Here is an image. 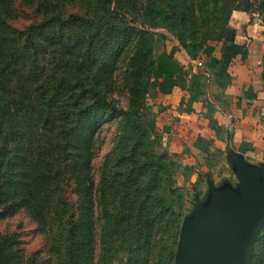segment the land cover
<instances>
[{"label": "trees", "instance_id": "16d2710c", "mask_svg": "<svg viewBox=\"0 0 264 264\" xmlns=\"http://www.w3.org/2000/svg\"><path fill=\"white\" fill-rule=\"evenodd\" d=\"M239 4L0 0V222L25 214L48 247L25 255L18 234L0 233V264H112L122 248L123 264H173L181 215L162 193L167 155L143 125L150 29L188 35L196 50L223 37ZM119 87L124 107L111 98ZM113 122L96 180L97 138ZM256 243L250 264H264V227Z\"/></svg>", "mask_w": 264, "mask_h": 264}, {"label": "crops", "instance_id": "0c3cea01", "mask_svg": "<svg viewBox=\"0 0 264 264\" xmlns=\"http://www.w3.org/2000/svg\"><path fill=\"white\" fill-rule=\"evenodd\" d=\"M225 49L222 54L215 47L207 61L217 73L212 84L218 90L210 94L208 79L195 66L197 61L186 58L175 44L165 47L157 70L159 91L153 124L156 132L157 128H169L175 135V146L182 151L202 150L204 145L224 149L230 142L248 162L257 164L264 157V127L259 121L264 105L263 46L257 42Z\"/></svg>", "mask_w": 264, "mask_h": 264}, {"label": "rangeland", "instance_id": "374dc122", "mask_svg": "<svg viewBox=\"0 0 264 264\" xmlns=\"http://www.w3.org/2000/svg\"><path fill=\"white\" fill-rule=\"evenodd\" d=\"M236 6L237 7L232 10L229 16L227 28L225 29L223 37L219 40L216 39L217 35L207 37L208 39L201 43L200 47L196 50L191 47L192 41L188 35L180 37L177 31L170 32L163 25L150 29L153 41L152 58L154 61V69L148 80L143 125H146L150 130L153 151L156 154L164 153L167 155L168 174L162 185V193L168 204L177 214L181 215V221L192 209L193 189L199 191L201 196L205 194L207 188L206 175H209L210 179L215 184H219L223 180H229L231 182L236 181L226 159L228 150L233 148L230 146V142H227L228 145L225 146L224 149H217L204 145L202 150L182 151L175 146L176 138L169 128L165 130H159L157 128V132L155 131L153 110L155 99H157V92L159 91V86L157 84V70L160 64L159 59L163 57L167 45L175 44L186 58L194 63L197 61L195 66L199 68L208 79L207 85L209 87V93L212 94L213 90L217 91L218 86L212 84L213 81L217 80V73L215 69L209 67L207 63L215 47L220 48L221 53L224 54L226 52V47L237 46L238 48H245L251 45V43L256 44L257 42H261L264 52V2L261 0H240V4ZM19 24L20 23H17L16 25ZM237 36L241 37L235 40ZM234 41H237V43ZM183 45H186V47ZM193 50L195 52H193ZM218 96L220 100L221 96L219 95V91ZM111 98H113L118 106L124 107L127 101V94L119 87L111 95ZM261 112L263 115H261L262 117L260 116L261 118L259 121L264 127V105L262 110H259V113ZM116 132L117 127L114 122L104 125L102 132H100L97 138V151L93 164L95 173L104 155L113 146L114 142H112V140ZM227 136L229 137V134H227ZM251 153L254 152L251 150ZM95 179H98L97 173L95 174ZM0 233L6 235L18 234L22 241L21 248L23 252H25V255L39 254L42 258L47 253L48 247L44 246V236L35 232V224L23 213H19L1 221ZM260 245L261 243H258L256 246L259 247ZM261 250L263 249L260 247L257 248L256 253H259ZM125 258V251L123 248L119 249L112 259V264H123Z\"/></svg>", "mask_w": 264, "mask_h": 264}, {"label": "water", "instance_id": "95a60500", "mask_svg": "<svg viewBox=\"0 0 264 264\" xmlns=\"http://www.w3.org/2000/svg\"><path fill=\"white\" fill-rule=\"evenodd\" d=\"M226 159L236 181L215 184L206 175L205 194L193 189L173 264H250L264 227V159L253 164L233 149Z\"/></svg>", "mask_w": 264, "mask_h": 264}]
</instances>
